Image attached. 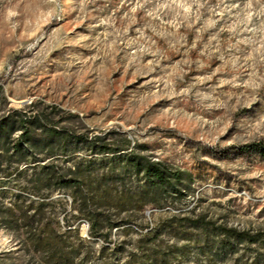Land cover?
Returning a JSON list of instances; mask_svg holds the SVG:
<instances>
[{
    "label": "rangeland",
    "instance_id": "1",
    "mask_svg": "<svg viewBox=\"0 0 264 264\" xmlns=\"http://www.w3.org/2000/svg\"><path fill=\"white\" fill-rule=\"evenodd\" d=\"M0 86V133L54 148L3 157L0 264H63L42 237L72 222L68 264H264V0H0ZM67 114L56 138L36 128ZM77 135L181 176L143 209V178H112L104 211L125 224L104 253L70 194L34 181L101 157Z\"/></svg>",
    "mask_w": 264,
    "mask_h": 264
},
{
    "label": "trees",
    "instance_id": "2",
    "mask_svg": "<svg viewBox=\"0 0 264 264\" xmlns=\"http://www.w3.org/2000/svg\"><path fill=\"white\" fill-rule=\"evenodd\" d=\"M1 91L2 86H0V93ZM74 116L76 115L67 114L66 116H59L54 125L41 124L36 128L44 136L56 138L63 133L61 128L57 127V123ZM74 137L76 140L90 143L93 152L96 155H101V157L76 162L70 168H60L54 164H47L42 167L34 181L46 191H66L70 194L71 203L80 216L88 222V236L102 242L100 252L104 253L110 249L107 242L110 231L125 224V221L122 220L112 223L109 215L104 211V207L109 203V181L112 178L118 179L117 181H123L124 177L129 175L143 178L140 194V209H143L146 205L152 203L159 205L164 199V194L180 182L181 176L178 172H169L160 163L151 161L133 152L116 155L120 153L121 149L104 144L103 140L99 137L90 138L85 135ZM8 139L9 134L6 132L0 133V172L2 171L1 167L5 155L17 157L18 162L25 161V145L27 146V151L34 152L35 154L43 153L44 148L48 149L49 153H52L54 149L49 141L42 143L35 142L34 135L25 128L13 143H10ZM259 153L264 158V146L259 148ZM110 154L114 155L113 159L108 158ZM98 164H103L101 169L96 168ZM37 204L40 208H44L50 205V201H43ZM37 209H35L33 214L28 215V212L33 210V206L29 205L28 209L19 214L17 220L29 221L33 226L34 223L39 222V220H35L36 215H38ZM72 230L80 239L77 226H74L73 222L71 225H67L66 231L56 235L55 238H51L50 232L43 233L42 239L47 243L52 257L58 258V260L62 259L63 264H68L69 261L71 262L77 258L76 250L66 243V234ZM29 233L33 236L35 235L37 239H41L40 230L37 232V227L32 228ZM55 239L57 242L53 245L52 241ZM249 242L254 243L255 240L249 238ZM115 251L117 252L118 249H113L111 252Z\"/></svg>",
    "mask_w": 264,
    "mask_h": 264
}]
</instances>
